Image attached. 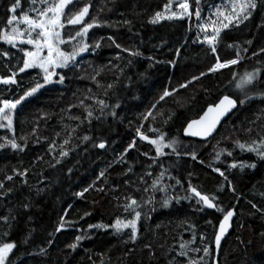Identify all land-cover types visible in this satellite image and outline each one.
I'll return each instance as SVG.
<instances>
[{
    "label": "trees",
    "instance_id": "trees-1",
    "mask_svg": "<svg viewBox=\"0 0 264 264\" xmlns=\"http://www.w3.org/2000/svg\"><path fill=\"white\" fill-rule=\"evenodd\" d=\"M173 1L79 0L75 10L88 3L92 5L85 23L96 19L101 24L90 29L87 42H100L101 46L90 48L80 56L73 70L60 69L58 73L66 74L63 84L46 85L23 101L14 113V133L7 128L0 129V137L12 138L14 134L22 145L25 141L19 138H27L23 152H14L10 148L0 150V181L6 188L13 189L0 198V216L9 215L10 211L15 216L4 237L6 242L17 243L13 250L14 264H171V257L179 251L180 242L192 241L193 233L195 241L190 247L200 246V236L204 235L213 251L204 264H213L214 243L211 242L224 213L207 209L195 211V197L179 204L173 201L164 208L160 206L164 193L156 191L155 211H148L151 205L137 209L142 216L135 244L126 243L127 235H116L111 228L107 231L88 228L89 224L110 225L117 217L122 220L133 218V213H125L118 205L128 203L126 197L140 201L152 195L149 186L161 172L165 173L161 183L175 186L174 192L168 190L170 194L191 195L185 191L191 183L202 194L217 197L214 203L225 212L238 202L237 217L232 232L222 244L219 264H264V217L249 203L252 201L264 207L261 195L264 193V161H257L254 154L241 151L233 143L236 139L250 142L258 134H264V97L261 95L264 93V53L260 52L264 48V30L257 28L264 22V12H256L239 29L230 27V30L222 31L221 36L229 32L228 38L219 42L217 53L212 54L208 45L193 43L199 23L195 16L191 20L148 22ZM10 3L11 0H0V29L6 24V16L10 15L6 12ZM21 4L22 9H18L17 15L29 6L28 0H21ZM190 5L191 11L194 10V0ZM124 20L131 21V25H125ZM72 27L80 26H66L62 35L66 37L67 29ZM108 36L114 37L123 48L139 51L141 55L133 57L122 52L107 39ZM247 41L252 43L249 45ZM229 44L233 46L229 47ZM20 47L29 48L28 45ZM0 48L13 54L12 64L16 63L15 57L22 56L2 41ZM238 52L239 64L215 73L208 71L217 55L224 62L236 58ZM257 68L260 69L257 79L247 86L253 89L250 93L253 98L244 105L238 104V109L214 137L207 141L184 138L186 125L199 118L208 106L216 104L223 95L240 96L235 83L245 72ZM97 71L99 76H96ZM201 72L207 75L194 80L187 88H180V84ZM38 73L39 69L28 70L21 73L18 80L27 85ZM10 74L0 63V76ZM93 76L96 82L92 80ZM108 84L113 85L111 89L107 88ZM165 89L177 91L159 101ZM22 91L15 85H0V98L15 99ZM96 99L104 100L109 107L105 109V116L99 120L93 118L89 123L85 119V108L93 110V117L98 116L100 106L95 103ZM116 104H119L118 108L114 107ZM112 110L116 116L109 114ZM150 110L154 118L143 119ZM248 128L252 129L250 133L246 131ZM72 129L76 131L73 133ZM138 129L148 137L147 140L140 139ZM161 134H164L165 143L172 139L179 141V155L172 154L171 148H165L166 155L156 157L155 146L149 140L158 139ZM84 135L90 140L83 141ZM68 136H71L70 143L63 148L69 154L56 164L54 157H58L60 146ZM101 141L106 144L104 149L93 146ZM130 144L134 146L130 148ZM220 149L233 151V156L222 153L221 162H214ZM193 151L196 160L191 159ZM234 161H256L257 168H245L243 172L239 168L229 169L227 165ZM210 165L225 172L234 192ZM12 169H27L25 179L28 184H23L16 176L14 181H7L5 176L13 175ZM101 171L105 174L102 178ZM147 172L152 176H147ZM176 180H180L183 187L176 185ZM94 182L95 185L89 187ZM145 187H149L148 192L143 190ZM37 188L42 189L39 194ZM85 188L89 190L83 197L75 195ZM24 204L29 207L25 208ZM85 212L91 215L85 216ZM61 217L66 223L57 232ZM209 220L211 225L207 223ZM190 224L192 228H189ZM124 232H130V229ZM85 233L86 238L75 250L68 247L76 242V236ZM25 237L27 243H23ZM149 244L151 255L145 247ZM42 248L44 253H40ZM129 248L134 249L131 254ZM189 255L198 259L203 253ZM178 259L184 260L183 257Z\"/></svg>",
    "mask_w": 264,
    "mask_h": 264
},
{
    "label": "snow or ice",
    "instance_id": "snow-or-ice-1",
    "mask_svg": "<svg viewBox=\"0 0 264 264\" xmlns=\"http://www.w3.org/2000/svg\"><path fill=\"white\" fill-rule=\"evenodd\" d=\"M28 8L22 10L19 15H17L18 9H22L21 0H11L10 5L6 6V12L10 15L6 16V24L3 29H0V41L6 45H10L11 48L17 50L18 53H22V56L15 57L16 63L12 64L11 60L13 59V54L4 48H0V63L3 67L7 69L11 74L7 76H0V85H15L17 88H22V94L15 99H5L0 98V129L7 128L9 131L14 133L13 129V114L15 113L17 106L27 100L29 97H32L38 93L41 89L45 88L46 85L52 83L63 84L66 79V74L58 73L57 69H67L73 70L77 66V57L82 53L89 51L90 48L98 49L101 45L100 42L94 44H89L87 42V37L90 29L94 27H100L101 24L93 19L92 22L85 23V17L89 15V9L92 6L91 3L85 4L83 7H80L78 10L79 0H28ZM194 10L190 11L192 7L189 3V0H179L177 7L178 11H171L170 5L165 6V13L157 11L154 16L149 19V23L158 24L163 20H184L188 18L191 20L195 16L196 20L201 19V9H200V0H194ZM67 9V11H66ZM111 11V9H109ZM258 11L264 12V0H222L221 5L217 6L215 13L213 15L216 19L206 22L199 25V28L202 32L207 33L208 29L211 28V35L205 34L202 39H200L199 34H197L196 40L193 43L199 41L201 44H207L210 47L212 54L217 53L216 45L219 42H224L227 40L229 32H225L224 36H221L222 31L231 29H239L240 25L245 24L246 21H250L254 14ZM125 25H131V21L124 20ZM23 24L25 27L21 28L20 25ZM80 26L72 27L67 29L66 37L62 35L63 30L66 29V26ZM258 30H264V22L257 25ZM10 29V30H9ZM131 30V28H129ZM108 40L112 44L120 49L122 52H127L130 56L137 57L141 53L139 51L130 50L123 48L119 43L116 42L114 37L108 36ZM250 45L252 42L247 41ZM21 45H29L30 49H25L20 47ZM62 45L67 47L62 48ZM229 47L233 45L229 44ZM247 51V49H244ZM260 52L264 53V48L260 49ZM255 55V53H254ZM120 57H117L119 59ZM149 59H152L149 57ZM169 63H172L171 61ZM240 63V53H237L236 58L229 59L227 61L221 62L219 56H216L215 63L209 68L210 73H215L220 69L229 68L230 66L237 65ZM31 69H39L37 78L33 79L31 83L24 85L18 77L21 73H25ZM260 73V69L257 68L252 72H245L240 79L235 83V88L240 90L241 95L237 97H230L229 95H223L219 99V103L214 107L209 106L207 111L199 119H193L187 124V127L184 129V134L191 137H200L201 139L207 140L208 137L216 131L217 125L220 123V120L235 109L238 104L244 105L247 100L252 99L253 96L250 94L253 89L248 88L247 86L252 85L253 82L257 79ZM42 74V75H40ZM100 72H96V76H99ZM207 75V73L201 72L199 76H193L192 80H189L185 83L180 84V88H187L194 80H199L201 77ZM58 76L59 79L54 80L53 77ZM82 78V77H81ZM235 79V77H234ZM92 80L96 82L95 76L92 77ZM98 83V82H97ZM98 86L99 83H98ZM112 84H108L107 88L111 89ZM177 90L173 89L169 91L165 89L159 97V101H164L166 97L173 95ZM264 97V93H261ZM157 101V103H159ZM95 103L99 107V115L93 117V110L90 108H85L87 116L85 119L91 123L93 118L99 120L106 115L105 109L109 106L105 103L104 100L96 99ZM115 108L119 107V104L114 106ZM152 108L155 109L156 105L153 104ZM109 114L116 116V112L112 110ZM149 117H153V111H148L144 114L143 119L148 120ZM71 119L79 120L80 117H70ZM154 118V117H153ZM170 118V117H169ZM259 119V117L257 118ZM6 122V123H5ZM76 130L72 129L74 133ZM155 131V129H153ZM247 132H251L252 129L248 128ZM140 135L141 140H147L148 137L143 135L137 130ZM34 134V133H33ZM71 136H68L64 139L63 144L60 146L61 151L58 153V157H54L56 164L61 163V159L68 156V151H65L63 146L70 143ZM83 141H89L90 137L84 135L82 137ZM164 134L159 135L158 139L149 140V143L155 146L156 157L166 155L163 151L165 148H171L172 154L179 155L178 144L179 141L176 139L170 140L168 143L164 142ZM19 140H24L25 144L18 142V139L13 134L12 138L0 137V150L11 149L12 151L23 152L27 146V138L20 137ZM234 145L238 147L241 151H247L256 156L257 161H264V134H258L257 138L251 139L250 142H241L239 139H236ZM55 142L52 146L54 147ZM94 147L104 149L106 147L105 142L101 141L98 144L94 143ZM133 144H130L129 147H133ZM51 150V149H50ZM222 153H226L227 156H233V151L227 149H220L216 153L215 161L220 163V156ZM191 159L196 160L197 155L193 151L190 153ZM155 161V158H152ZM203 163V161H201ZM55 166V165H50ZM212 167V171L217 172L221 177L224 178L227 186L231 188L234 192L235 188L232 187L231 181L225 176V172L221 171L219 167ZM229 169H237L241 172L245 168L255 170L257 168V162H232L227 165ZM71 171V169H69ZM13 175H6L5 179L7 181H14V176L20 178V182L27 185L28 181L25 179L28 175L27 169L17 170L12 169ZM104 172L101 171L100 177H104ZM147 176L151 177L152 173L147 172ZM165 173L161 172L155 179H153L151 185L149 186L152 191V195H149L146 198H142L138 201L132 197H126V200L129 201L124 205H118L122 207L125 213H133V218L122 220L117 217L114 223L106 225L104 223L89 224V229H98L107 231L109 228L114 230L116 235H127V241H130L132 244H135L138 239V222L141 220L142 212L137 210L143 208L145 205H151L148 208L149 212L155 211V192L159 191L164 193L162 200L160 201V206L167 208L171 205L173 201L179 204L182 200L191 201L194 197L195 204L197 207L194 209L197 212H203L205 209H215L217 212H222L223 219L219 221V232H214V241L211 243L215 244V249L219 250L221 248V240L226 234L227 230L230 227V221L233 216L236 214L234 210H228L225 212L224 209L220 208L214 201L217 199L215 196H209L202 194L197 190L196 187L192 186L189 183L188 188L185 190L191 195L185 194H170L169 189L175 191V186L173 185H163L161 181L163 180ZM172 179V177H169ZM143 182V181H142ZM90 185L89 187H93ZM176 185H181L180 180H176ZM31 187V186H30ZM149 187H145L143 190L145 192L149 191ZM181 187H183L181 185ZM89 188H85L82 192L76 193L75 195L83 197L84 193L87 192ZM97 191H103L102 188H96ZM12 188H6L5 183L0 181V198L7 196L12 192ZM42 189L37 188L36 192L39 194ZM264 197V193L261 194ZM251 208L255 209L256 213H259L264 217V207H259L256 203L249 201ZM25 208L29 207L28 204L23 205ZM255 214V213H253ZM65 216L67 213L64 214ZM85 216H90V212H85ZM147 217V214H145ZM150 218V217H147ZM15 219V216L12 215L11 211L9 215L0 216V228L3 231H0V264H14L13 259V250L17 248L16 242H6L4 237L8 235V230L11 229V221ZM83 219V217H81ZM66 221L64 217H61L60 226L56 229L59 232L63 227ZM68 223H71L70 221ZM209 225L212 224V221H207ZM193 225H189V228H192ZM130 229V232L125 233L124 230ZM85 235L76 236L74 243L68 245L69 248L75 250L78 246V243L86 238ZM195 241V233H193L192 241H181L179 244V251L176 252L175 257H171V264H204L205 258L210 257L213 254V251L210 250L209 242L204 235L200 236L201 245L197 247H190ZM23 243H27V237L24 238ZM51 243V241H49ZM149 249L150 255L152 254V246L145 245ZM134 249L129 248L128 253ZM45 249H40V253H44ZM203 255L198 259L195 256H190L189 253H200ZM179 257H183L184 260H179Z\"/></svg>",
    "mask_w": 264,
    "mask_h": 264
},
{
    "label": "rangeland",
    "instance_id": "rangeland-1",
    "mask_svg": "<svg viewBox=\"0 0 264 264\" xmlns=\"http://www.w3.org/2000/svg\"><path fill=\"white\" fill-rule=\"evenodd\" d=\"M178 2H179V0H175L169 4L171 7V11H178L179 10L177 7ZM224 2H226V0H224ZM189 3H191V0H189ZM221 3H222V0H200L201 19L199 20L198 29H197L200 39H202L205 34L211 35L212 33H211V28L208 29L207 33L202 32L199 28V25L204 24L206 22H210L213 19H216V17L213 15V13H215L217 6L221 5ZM190 11H191V9H190ZM161 13H165V9ZM20 27L24 28L25 26L23 24H21ZM197 42L199 43V41H197ZM61 47L63 48V45ZM30 48H31V46H29L28 49H30ZM85 53H82L80 56H83ZM80 56H78L77 59ZM59 70L60 69H57L56 71L58 72ZM53 79L57 80V79H59V77L56 76V77H53ZM18 106H17V108H18ZM13 120H14V114H13Z\"/></svg>",
    "mask_w": 264,
    "mask_h": 264
},
{
    "label": "water",
    "instance_id": "water-1",
    "mask_svg": "<svg viewBox=\"0 0 264 264\" xmlns=\"http://www.w3.org/2000/svg\"><path fill=\"white\" fill-rule=\"evenodd\" d=\"M231 97V96H230ZM222 98V97H221ZM220 98V99H221ZM219 103V100L217 101V103L216 104H218ZM216 104H214V105H210V106H215ZM209 107V106H208ZM208 107L205 109V111L202 113V115H200V117H202L203 116V114L207 111V109H208ZM238 109V106L235 108V109H233L231 112H229L227 115H225L221 120H220V123L217 125V128H216V131L212 134V136H210V137H208L207 138V140H209V139H211L212 137H214L216 134H217V132H218V130L220 129V127L222 126V124L230 117V116H232L234 113H235V111ZM199 117V118H200ZM199 118H197V119H199ZM191 122V121H190ZM186 127H187V125H186ZM185 127V128H186ZM183 136H184V138H186V139H193V140H197V141H207V140H204V139H201L200 137H191V136H186L185 134H184V131H183ZM238 206V202H236V204H235V206H234V208L233 209H231V210H234L235 211V213H236V207ZM207 210H209V211H214L215 209H207ZM236 217H237V214H235L234 216H233V218H232V220L230 221V227H229V229L227 230V232H226V234L224 235V237L222 238V240H221V247H222V244H223V242L225 241V239L228 237V235L232 232V230H233V222H234V220L236 219ZM223 219V216H222V218H221V220ZM219 232V225H218V228H217V231H216V233H218ZM220 250H221V248L219 249V250H216L215 249V244H214V259H213V264H219V261H218V258H219V254H220Z\"/></svg>",
    "mask_w": 264,
    "mask_h": 264
}]
</instances>
